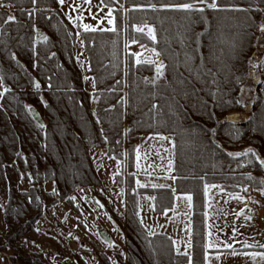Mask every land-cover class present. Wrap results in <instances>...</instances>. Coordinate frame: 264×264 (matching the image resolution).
I'll return each instance as SVG.
<instances>
[{"label": "trees", "instance_id": "1", "mask_svg": "<svg viewBox=\"0 0 264 264\" xmlns=\"http://www.w3.org/2000/svg\"><path fill=\"white\" fill-rule=\"evenodd\" d=\"M102 2L115 15L116 31H80L86 58L80 66L74 55L79 27L59 0H0V253L21 264H48L43 252L28 251L31 235L59 202L80 214L72 195L102 184L91 151L103 148L124 168L115 178L125 185L124 220L105 206L125 232L117 262L188 264L168 235L147 232L138 211L140 195H151L155 213L163 214L177 193L192 196L189 255L192 264H205L208 252L221 251L206 248L205 186L264 193V164L257 158H264V0H218L224 10L203 13L161 7L193 0ZM138 25L150 26L155 40L137 32ZM126 43L155 49L165 80H149L155 66L137 63ZM251 72L258 73L254 99L241 121L240 91ZM32 108L43 126L31 118ZM233 114L238 118L227 121ZM160 134L173 138L174 189L135 188L136 140ZM244 146L249 155L227 152ZM48 182L52 192L45 191Z\"/></svg>", "mask_w": 264, "mask_h": 264}, {"label": "rangeland", "instance_id": "2", "mask_svg": "<svg viewBox=\"0 0 264 264\" xmlns=\"http://www.w3.org/2000/svg\"><path fill=\"white\" fill-rule=\"evenodd\" d=\"M60 9L73 25L79 27L74 55L81 66L86 61L80 36V31H84L83 25H90L97 30L111 29L115 27V15L112 11L111 16L108 15L110 9L102 0H90V3L86 0H64L63 4L60 3ZM110 19L113 21L112 24L108 22ZM137 27L144 28L146 34L148 28H151L145 25H138L135 28ZM257 41L262 42L261 38ZM125 49L134 55L135 61L139 59L141 62L152 63L155 66V73L149 80H165L164 68L163 75L157 78L156 67L158 64L164 65V62L155 49L142 43H126ZM85 77L88 78V75L85 74ZM256 79H258L257 72L249 73L247 81L241 87V104L245 107L243 112H239L241 121L249 115ZM92 87L89 79L86 88L92 90ZM161 136L167 139L162 140ZM248 149L244 146L240 150H227V152L240 156ZM91 155L102 184L95 188L78 189L72 195L80 214L65 202H59L47 211L37 223V234L31 235L32 242L27 245L28 251L43 252L48 264H80L79 258L85 264H104L99 257L102 254L106 255L112 264H120L115 255H124V229L111 220L105 209L107 206L110 211L124 220L125 185L119 186L115 181L116 175L123 172L124 168L118 160L107 157L103 148L93 149ZM173 158L171 135L139 136L136 140L133 172L135 188L168 187L173 190L175 186ZM257 158L264 162L262 156ZM170 160L171 169L168 168ZM52 190L53 184L46 183L45 191L52 192ZM204 195L207 245L211 242L214 244L213 248L252 243L264 246V193L253 192L247 196L229 194L217 186L209 188L207 192L204 190ZM0 196L3 197L2 194ZM185 196L187 194L175 193L172 208L161 215L155 213L153 197L143 194L138 198V211L140 220L149 233H167L175 238L177 249L185 248L184 250L189 252L192 202L189 207ZM0 230L3 231L1 218ZM102 234L107 236L110 244L102 239ZM4 253L11 255L9 252ZM257 255L256 261L264 264V251ZM212 259L214 256H209L211 262Z\"/></svg>", "mask_w": 264, "mask_h": 264}, {"label": "snow or ice", "instance_id": "3", "mask_svg": "<svg viewBox=\"0 0 264 264\" xmlns=\"http://www.w3.org/2000/svg\"><path fill=\"white\" fill-rule=\"evenodd\" d=\"M33 2H35V0H33ZM59 2L61 4H63L64 3V0H59ZM86 2H89L90 3V0H86ZM197 4L202 5V7H197ZM151 7L153 8V10L156 9V5H151ZM161 7L164 10H177V11L199 12V13H203L205 11V8L211 9L213 11L224 10V9H221L220 8V5L218 3V0H193V2H185V3H182V4L165 3V4L161 5ZM233 10H239V9H233ZM108 15L111 16V10L109 11ZM108 22H109V24H112L113 23V21L111 19ZM145 27H147V26H145ZM83 29L86 32H88V31H91V32L97 31V29L95 27H92V26L87 25V24H84L83 25ZM104 30L116 31L115 27H113L111 29H104ZM260 30L262 32H264V26H261V29ZM136 31L137 32H140V33H143L144 32V28L137 27L136 28ZM147 35L151 39L155 40L154 30L152 28H148ZM157 55H158V53H157ZM136 62L137 63H140L141 61L139 59H137ZM163 68H164V65L163 64H158L157 65V67H156L157 78H159V77H161L163 75ZM36 87L39 88V85L37 84ZM5 91H7V89H5ZM2 96H3V93H0V97H2ZM160 139L163 140V139H167V138L161 136ZM138 151L139 150L137 149V152ZM237 155H240V154H237ZM243 155H249V153L248 152H245V153H243ZM252 155H255V153H252ZM262 164H264V162H262ZM168 168L169 169L172 168V162H171V160L168 163ZM173 179H175V177H173ZM214 187H217V186L216 185H206L205 186V191L207 192V190L209 188H214ZM184 198L188 201L189 207H191L192 196L191 195H187ZM235 198L239 199V197H235ZM209 235H211V233H209ZM207 247L208 248H213L214 247V244L211 243V242H209V244L207 245ZM226 247H231V245H226ZM177 252L179 253V249H177ZM179 254L188 256V264H192V258H191V256L187 252H185V253H179ZM233 254H235V253H233Z\"/></svg>", "mask_w": 264, "mask_h": 264}, {"label": "crops", "instance_id": "4", "mask_svg": "<svg viewBox=\"0 0 264 264\" xmlns=\"http://www.w3.org/2000/svg\"><path fill=\"white\" fill-rule=\"evenodd\" d=\"M205 218H206V215H205ZM206 231H207V228H206ZM149 234H154V233H149ZM162 234H166L172 239L174 250H175L176 253H178L177 252L175 238L171 237L167 233H162ZM205 243H206V248L208 250H221L218 253L208 252L206 254V256H205V264H209V261H210L209 260V256H214V259H212V262L210 261V264H261V263L256 261V257L258 256L257 255L258 253L263 252V251H246V250L241 249V248H244V247L249 246V245H258V246L264 248V246H262L259 243H252V244H249V245L240 244L239 246H237V245L235 246L234 245V246H231V247H226L225 246V247H217V248H208L207 247V235H206ZM184 249L183 250H179V253H185L186 250H184ZM189 252H187V253L189 254ZM233 253H235V254H233Z\"/></svg>", "mask_w": 264, "mask_h": 264}, {"label": "water", "instance_id": "5", "mask_svg": "<svg viewBox=\"0 0 264 264\" xmlns=\"http://www.w3.org/2000/svg\"><path fill=\"white\" fill-rule=\"evenodd\" d=\"M29 113L31 115V118L33 119V121L38 124L39 126H43L44 123L40 117V115L37 113V111L35 109H30L29 110ZM238 118V115L237 114H233V115H229L227 116L226 120L227 121H235L236 119ZM102 239L107 242V243H111L110 240L107 238V236L105 234H102Z\"/></svg>", "mask_w": 264, "mask_h": 264}, {"label": "built area", "instance_id": "6", "mask_svg": "<svg viewBox=\"0 0 264 264\" xmlns=\"http://www.w3.org/2000/svg\"><path fill=\"white\" fill-rule=\"evenodd\" d=\"M0 264H21L20 261L11 255L0 253Z\"/></svg>", "mask_w": 264, "mask_h": 264}]
</instances>
